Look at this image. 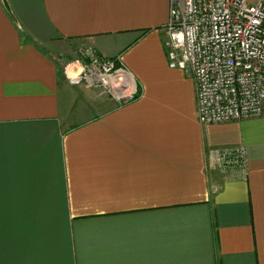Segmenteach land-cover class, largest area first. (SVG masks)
Returning <instances> with one entry per match:
<instances>
[{"label":"crops","instance_id":"obj_1","mask_svg":"<svg viewBox=\"0 0 264 264\" xmlns=\"http://www.w3.org/2000/svg\"><path fill=\"white\" fill-rule=\"evenodd\" d=\"M170 1L0 0V264H264V117L199 121L193 76L169 65ZM74 41L138 97L84 112L80 57L52 55Z\"/></svg>","mask_w":264,"mask_h":264},{"label":"built area","instance_id":"obj_2","mask_svg":"<svg viewBox=\"0 0 264 264\" xmlns=\"http://www.w3.org/2000/svg\"><path fill=\"white\" fill-rule=\"evenodd\" d=\"M169 65L195 81L202 124L264 117V0H171L165 25ZM80 75L90 85L125 79L117 58L82 50ZM244 150L217 151L228 169Z\"/></svg>","mask_w":264,"mask_h":264},{"label":"rangeland","instance_id":"obj_3","mask_svg":"<svg viewBox=\"0 0 264 264\" xmlns=\"http://www.w3.org/2000/svg\"><path fill=\"white\" fill-rule=\"evenodd\" d=\"M67 49H69L67 51ZM88 49L87 46L84 45V42L79 41V42H68L64 44H55V46L52 49V55L55 57V60L59 62L61 65L63 71H65L68 66L72 62H75L76 58H81L82 57V50ZM122 68V70L125 72V74H128L127 71L123 68L121 63L119 62L118 64ZM62 72V71H61ZM64 74V72H62ZM70 78L71 80L69 81L71 86H74L72 89H70L71 95L74 96L72 100H82L85 102H91V105H89V109H84V112H89L88 115H93V101L95 96L99 97L97 99H100V96H105L107 99H113V100H124V99H133L137 98L139 95L138 89H132L130 90L131 85L129 84V78L128 74L126 76V82L122 79H119L117 82H109L108 86H102V85H94V86H89L90 84L85 81L82 78V75H80L77 80H73L75 78V74L73 72H70ZM128 80V81H127ZM89 86V87H88ZM78 87H86L87 90H89V93H83L80 88ZM125 87V89H124ZM134 87V86H132ZM125 91L122 93H119L120 91ZM130 90V91H129ZM123 93L126 94V97L123 96Z\"/></svg>","mask_w":264,"mask_h":264},{"label":"bare ground","instance_id":"obj_4","mask_svg":"<svg viewBox=\"0 0 264 264\" xmlns=\"http://www.w3.org/2000/svg\"><path fill=\"white\" fill-rule=\"evenodd\" d=\"M127 79L129 80V78H127ZM122 80L126 81V78H125V79H122ZM128 80H127V81H128ZM122 92H124V91L122 90V91H120L119 93H122Z\"/></svg>","mask_w":264,"mask_h":264},{"label":"water","instance_id":"obj_5","mask_svg":"<svg viewBox=\"0 0 264 264\" xmlns=\"http://www.w3.org/2000/svg\"><path fill=\"white\" fill-rule=\"evenodd\" d=\"M5 4H6L7 9L9 10V5H8V3L6 2Z\"/></svg>","mask_w":264,"mask_h":264}]
</instances>
